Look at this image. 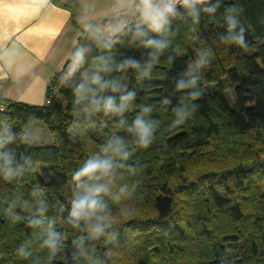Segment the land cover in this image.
<instances>
[{
  "label": "trees",
  "instance_id": "1",
  "mask_svg": "<svg viewBox=\"0 0 264 264\" xmlns=\"http://www.w3.org/2000/svg\"><path fill=\"white\" fill-rule=\"evenodd\" d=\"M78 48L44 105L0 97V264H264V0L178 3ZM89 161L109 177L76 179ZM83 197L103 207L76 220Z\"/></svg>",
  "mask_w": 264,
  "mask_h": 264
},
{
  "label": "crops",
  "instance_id": "2",
  "mask_svg": "<svg viewBox=\"0 0 264 264\" xmlns=\"http://www.w3.org/2000/svg\"><path fill=\"white\" fill-rule=\"evenodd\" d=\"M155 3L173 7L183 0ZM146 21L140 0H0V97L44 105L55 75L66 69L68 77L79 64L74 50L85 31L110 38L129 23ZM27 131L36 144L52 143L51 135L41 142L30 125Z\"/></svg>",
  "mask_w": 264,
  "mask_h": 264
},
{
  "label": "clouds",
  "instance_id": "3",
  "mask_svg": "<svg viewBox=\"0 0 264 264\" xmlns=\"http://www.w3.org/2000/svg\"><path fill=\"white\" fill-rule=\"evenodd\" d=\"M196 0H183V3L187 6H191ZM140 4L142 7V13L146 20H150L152 22V27L154 30L159 31L162 27V24L165 20V17L168 13L173 11V8L170 4L166 3L163 6H160L155 3V0H140ZM231 27H235V21H231ZM243 31V30H241ZM238 43H243V37L236 38ZM152 43V42H150ZM183 87V84L180 85ZM127 99V98H125ZM108 107L111 108L112 104L109 101ZM137 128L139 129V134L144 143H147V137L150 135L149 129L146 128L142 121L138 120L136 122ZM118 150V149H117ZM111 168V164L109 161H89L82 167L76 174V179H80L82 177H87L91 179H99L97 173H102L103 175H107ZM96 194L98 195L101 192L107 191V185L100 184L95 189ZM102 203L95 197H83L79 198L73 202L72 208V217L76 220L81 218H86L91 214L95 213L98 209L102 208ZM95 234H100L103 229L96 227L93 229ZM51 243V241H49Z\"/></svg>",
  "mask_w": 264,
  "mask_h": 264
},
{
  "label": "rangeland",
  "instance_id": "4",
  "mask_svg": "<svg viewBox=\"0 0 264 264\" xmlns=\"http://www.w3.org/2000/svg\"><path fill=\"white\" fill-rule=\"evenodd\" d=\"M119 31L120 30H118L117 32H119ZM103 34H105L104 37L108 36L107 33H103ZM76 52H77V55H80L81 54V48H78L76 50ZM77 58L79 59L78 56H77ZM77 58L75 57L74 60H76ZM75 69H76V67H75ZM73 72L74 71H72V73ZM225 90H226L227 94L231 97L230 88H228V86H226ZM29 125H30V129H32V131L35 133V135H33V138H36L37 141L39 140L41 142H45L44 140H47L48 137L50 138L51 134H50L48 128L46 127V125L42 121H35V122L30 123ZM31 141L33 142V139H31ZM51 141H52V139H51ZM34 144H36V143H34ZM37 145H40V144H37ZM104 177H109V176L107 174Z\"/></svg>",
  "mask_w": 264,
  "mask_h": 264
},
{
  "label": "built area",
  "instance_id": "5",
  "mask_svg": "<svg viewBox=\"0 0 264 264\" xmlns=\"http://www.w3.org/2000/svg\"><path fill=\"white\" fill-rule=\"evenodd\" d=\"M172 8L174 9V6ZM1 109H3V106L1 107Z\"/></svg>",
  "mask_w": 264,
  "mask_h": 264
}]
</instances>
